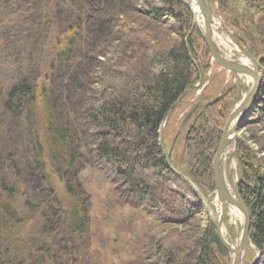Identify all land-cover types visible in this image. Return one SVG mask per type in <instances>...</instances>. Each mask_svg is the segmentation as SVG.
Listing matches in <instances>:
<instances>
[{
    "label": "trees",
    "instance_id": "16d2710c",
    "mask_svg": "<svg viewBox=\"0 0 264 264\" xmlns=\"http://www.w3.org/2000/svg\"><path fill=\"white\" fill-rule=\"evenodd\" d=\"M159 1L161 7L151 6L147 13L136 9L138 0H0V11H12L15 16L17 13L16 17L29 27L24 36L35 37L38 57L36 62L33 54L26 64V51L15 54L17 48L10 50L17 61L15 71L24 72L25 77L0 91V116L11 119L14 125L27 117L28 121H23L27 128L24 125L21 128L39 139L38 123L31 124L30 118L38 121L35 109L40 106L44 111L41 117L45 121L42 127L45 138L44 142H35L36 147L51 150V163L60 162L69 169L70 158L76 156L69 152L66 137L70 130L61 124L59 115L53 117L52 104L49 105L58 74L66 72L69 85H65L72 98L80 96L85 105L83 115L93 131L92 145L87 149L94 160L114 165L117 181L134 201L151 199L158 205L163 200L171 201L161 186L164 177L174 173L164 152L162 126L177 108L172 109L173 106L183 102L196 83L207 79L212 61L194 12L185 0ZM217 1L226 7L228 0ZM74 3L80 8L72 9ZM58 5L68 11L70 23H56L58 15L53 7ZM249 8L261 36L254 49L255 57L264 72V0H252ZM130 12L142 22L137 25L129 22L125 14ZM227 19L242 42L251 37L235 20ZM170 21L177 24L176 30ZM13 37L9 35L8 39ZM234 92L231 87L214 101L201 99L191 110L186 133V175L205 196L216 190L213 160L237 102ZM242 125L244 135L236 138L233 153L238 166L237 189L251 214L250 241L257 253L254 264H264V73L250 116ZM251 143L258 148L254 149ZM258 153L263 155L258 157ZM16 156L19 157L14 151L0 155V264H69L71 257H75L74 261L81 259L83 250L77 247L78 243L77 256L68 241L62 248L68 258L57 252L52 239L59 227L55 217L47 212L46 204L14 201L20 189L7 182L8 175L2 169L4 164H11L28 172L23 168L26 163L21 164ZM39 166L41 170L49 167L54 171L51 166ZM47 174L49 179L53 177L52 172ZM51 185L68 216L67 232L83 240L86 251L89 226L83 207L85 199L80 200L72 186L67 192L63 184L60 188ZM37 188L43 191L42 184ZM71 197L72 205L63 201ZM200 207L197 204L185 220L184 224L190 225L189 231L174 228L157 240L155 264H230V255L212 221L208 218L205 227L200 225ZM36 211L43 212L34 222ZM195 234H199L197 240L189 238ZM105 236L110 237L109 233Z\"/></svg>",
    "mask_w": 264,
    "mask_h": 264
},
{
    "label": "rangeland",
    "instance_id": "374dc122",
    "mask_svg": "<svg viewBox=\"0 0 264 264\" xmlns=\"http://www.w3.org/2000/svg\"><path fill=\"white\" fill-rule=\"evenodd\" d=\"M251 1L228 0L226 7H222L217 0L208 1L213 13V30L219 46L227 55L244 58L249 62L252 57L257 55L254 49H257L256 44L258 45L261 39L256 29L258 24L256 23L255 25L253 22L254 16L250 12L249 5ZM151 6L161 7V3L159 0H138L135 3L136 9L140 12L148 13ZM53 8H56L58 15L57 24L70 23L71 18H67L68 11L64 9L65 7L58 5ZM76 8L80 7H75L74 3L72 9ZM16 16H18L17 13ZM16 16L12 11H0V91L5 90L20 77H25L24 72L15 71L14 66L17 61L10 50L17 48L15 54L22 50L26 51V64L30 62L33 54L36 56L35 61L38 62L34 49L36 46L35 37L32 39L29 36H24L28 32L29 27ZM125 16L134 25L142 22V19H136L131 12L125 14ZM33 18L36 19V15ZM227 18L235 20L245 33L247 31L251 34V37L244 39L242 42L238 32H235L227 24ZM169 23L174 30L178 28L175 22L170 21ZM9 35H13V39H8ZM226 40H229V43ZM241 43L244 45L242 46ZM26 69L31 72V75L34 74L29 67H26ZM260 72L264 73L261 67ZM17 74L22 75L17 77ZM207 76V79L203 78L196 83V87L183 102L176 105L177 108L174 109L170 119L163 124L161 130V136L164 141L163 146L169 152L171 164L185 175L188 171L186 133L191 122L189 120L191 110L197 107V102H200L201 99L203 102L206 100L214 101L226 89L234 87L237 104L252 86V81H248L244 75L228 72L214 61H211V69ZM30 80L32 79L30 78ZM68 80L69 76L66 72L58 74L55 86L52 88L49 105L52 104L53 117L57 118L55 116L59 115L61 124L70 130V135L68 134L66 137L69 142V152L71 154L74 153L76 156L74 159L70 158L72 165L69 169L66 170V167L60 162L51 163L53 159L51 150H47L44 146L43 150H40L38 146L36 147L35 142H44L45 138L44 129H42L45 121L41 117L44 111L40 110L41 108L37 106L38 104L36 105L35 115L37 116L38 114L40 118L37 122H34V118H30V123L33 125L38 123L41 137L39 139L35 137L36 134L31 137V134L28 135L21 128L23 125L27 128L25 122H23L25 120L28 121L27 117L14 125L11 119L3 115L0 116V155L6 156L11 151H14L20 157L16 156L18 161L21 164L22 161L26 163L27 166H23V168L28 170V172L26 170L22 171L23 169L18 170L11 164L10 166L2 164L5 169H2L4 171L3 174L6 173L9 176L6 175L7 182L9 184L15 183L20 189L14 201L22 204V200H30L36 204L44 203L47 205V212L50 211L51 216L55 217V223L59 227L55 239H52L57 252L61 253L63 257L66 256L62 253V248L64 244H67V241L74 250L75 256L78 255V250H76L77 243V247L83 250L81 259L74 261L75 257H71L69 258V264H155L157 262L155 257L157 240H160L174 228L189 231L190 225L184 223H186L185 220L188 215L194 212L193 209L197 204H201V226L205 227L206 219H210V214L203 206L204 204L200 203L202 201L200 195L176 172L165 176L162 180V190L168 192L171 201H160V205L152 202L151 199L144 200L142 203L134 201L123 185L117 181L114 175V165L106 162H96L88 151L87 146L92 145L93 131L90 129L88 120L83 115L85 105L79 98L80 96L72 98L71 90H68L65 85L68 84ZM67 90L68 93L66 92ZM65 97L69 100H65ZM34 127L32 131L33 129L34 131L36 130ZM242 129L243 125L240 127L236 138L244 135V129ZM236 138L226 157V176L230 187L234 190H236L238 183L237 160L233 154ZM251 144L254 149L258 148L253 143ZM261 155L263 154L258 153V157ZM47 160L50 162H47ZM5 163L9 162L5 161ZM40 164L42 167L45 165L44 168L51 166L54 171L49 167L45 170L42 169V171ZM56 167L58 170H56ZM47 172L53 173L51 179L47 177ZM39 184H42L43 191H39L37 188ZM51 184L57 185V188H60L63 184L62 187L65 186L67 192L68 188L72 186L76 194L80 196H78L80 200L81 198L85 199L83 207L86 210L89 226L86 251L82 246L83 240L71 232H67L68 216L63 211L54 191H51ZM205 197L210 204L212 216H217L220 211V204L216 198V193H209ZM63 201L72 205L73 199L72 197L63 198ZM231 209L227 210L223 231L226 239L230 243L236 244L242 232V217L237 211V216H233ZM53 211H57V215H54ZM36 212L34 222L40 219V214L43 211ZM106 233H109L110 237H106ZM198 235H190L189 238L197 240L199 238ZM66 257L68 258V256ZM255 260H257V253L254 246L250 243L245 252L243 264H254Z\"/></svg>",
    "mask_w": 264,
    "mask_h": 264
},
{
    "label": "water",
    "instance_id": "95a60500",
    "mask_svg": "<svg viewBox=\"0 0 264 264\" xmlns=\"http://www.w3.org/2000/svg\"><path fill=\"white\" fill-rule=\"evenodd\" d=\"M187 5L192 9L195 14V7L198 8L201 22L198 21L195 15V22L206 42V45L211 53L212 60L217 63L221 68L228 72L237 73L239 75L248 76L252 79V86L243 98L235 105L228 116V120L224 127L219 146L216 150L213 160V174L215 183L216 198L220 204V211L217 216H212L210 204L196 185V183L187 175L181 173L170 162L169 152L164 147V152L167 156L170 168L178 173L188 185L201 197V200L209 212L210 219L215 226L219 240L224 248L230 255V264H243L245 252L248 248L250 241L251 229V214L244 201L242 200L238 189H232L228 183L226 176V157L229 149L235 141V138L242 126L243 122L250 115L254 102L258 97L261 84L262 73L260 72V62L256 57H252L250 62H245L241 58L232 57L227 55L216 41L212 17L213 13L208 0H185ZM177 104V103H176ZM176 104L172 109L176 107ZM229 208L235 209L242 217V232L236 244L230 243L223 231L224 220Z\"/></svg>",
    "mask_w": 264,
    "mask_h": 264
},
{
    "label": "bare ground",
    "instance_id": "6f19581e",
    "mask_svg": "<svg viewBox=\"0 0 264 264\" xmlns=\"http://www.w3.org/2000/svg\"><path fill=\"white\" fill-rule=\"evenodd\" d=\"M195 14H196V16H197V19H198V21H201V16H200V13H199V10H198V8L197 7H195ZM228 43H229V40H226ZM242 60L243 61H245V62H249L247 59H244V58H242ZM246 77V79L248 80V81H252V79L251 78H249L248 76H245ZM231 213L233 214V216H237V212H236V210L235 209H231Z\"/></svg>",
    "mask_w": 264,
    "mask_h": 264
}]
</instances>
